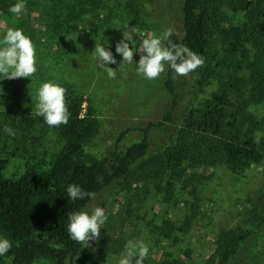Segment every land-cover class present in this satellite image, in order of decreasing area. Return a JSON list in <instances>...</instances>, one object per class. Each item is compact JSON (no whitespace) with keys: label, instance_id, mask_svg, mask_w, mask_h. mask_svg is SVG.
<instances>
[{"label":"rangeland","instance_id":"obj_1","mask_svg":"<svg viewBox=\"0 0 264 264\" xmlns=\"http://www.w3.org/2000/svg\"><path fill=\"white\" fill-rule=\"evenodd\" d=\"M16 2L0 0V40L7 28L22 29L36 45L37 72L31 78L0 77V157L8 160L4 175L16 178L29 165L43 161L49 165L64 145L61 131L25 125L22 119L24 112L35 116L40 86L48 81L58 83L67 90V98L82 97L83 105H91L98 118L97 133L84 145L87 155L109 154L121 132H125L119 142L122 147L140 141L144 129L153 124L147 155L85 209L105 207L108 216L99 241H90L85 249L101 246V264H118L127 241L143 240L149 246L144 264L166 259L216 264L217 258L212 256L221 231L245 229L264 213V162L244 171L230 169L214 158L203 159L202 164L185 160L167 169L163 162L166 151L176 145L191 109L205 105L221 85L249 79L248 65L254 56L249 41L225 39L213 29L209 53L200 54L204 66L187 77L175 73L178 103L173 119L162 122L173 101L165 87L168 66L159 78L148 80L136 72L139 52H134L131 64L121 65L115 45L123 30H134L132 43L137 48L142 39L161 37L169 29L182 36L184 0H151V12L142 9L141 0H25L26 11L14 15L9 8ZM243 2L225 0L222 28L243 25L247 11ZM96 44L110 50L117 63L101 66L93 59ZM107 67L116 71L115 79L108 77ZM250 87L236 86L233 100L238 102L240 94L248 96ZM240 101L244 130L253 129L256 140L261 141L264 101ZM5 126L15 130V136L6 133ZM34 264L53 263L39 258Z\"/></svg>","mask_w":264,"mask_h":264},{"label":"trees","instance_id":"obj_2","mask_svg":"<svg viewBox=\"0 0 264 264\" xmlns=\"http://www.w3.org/2000/svg\"><path fill=\"white\" fill-rule=\"evenodd\" d=\"M243 1L246 20L241 27L230 30L220 25L225 0H184L183 35L173 30L169 37L173 43L205 55L209 53L215 29L225 39L237 37L249 41L254 56L250 57L248 65L249 79L221 85L205 105L190 110L188 120L179 129L176 145L166 151L167 159L163 162L166 169L185 160L202 164L206 158H214L236 171L264 162V138L257 141L253 129L244 130L240 101L245 104L251 100L264 101V0ZM141 6L151 12V0H141ZM242 84H251L249 95L240 94V100L235 102L231 94ZM165 87L173 101L162 122L173 119L178 103L175 72L170 67ZM83 102L82 97L67 98L71 115L68 123L59 127H49L43 117L23 113L25 125L39 124L59 130L65 136L64 145L49 165L44 161L29 165L19 177L8 178L4 175L8 160L0 157V237L12 242L9 252L0 256L1 264L5 260L4 264H34L39 258L50 259L53 264H101V246L86 250L83 244L71 239L67 231L69 215L85 210L93 199L85 197L73 201L67 187L76 184L83 191L97 195L125 178L132 166L149 152V127L153 124L144 129L140 141L122 147L119 142L125 132H121L109 154L90 156L85 154L84 145L97 133L99 121L92 106L85 107ZM151 161L157 164L155 159ZM160 188L169 191L168 187ZM216 258V264H264V213L245 229L222 230L212 256ZM156 264L182 262L166 259Z\"/></svg>","mask_w":264,"mask_h":264},{"label":"clouds","instance_id":"obj_3","mask_svg":"<svg viewBox=\"0 0 264 264\" xmlns=\"http://www.w3.org/2000/svg\"><path fill=\"white\" fill-rule=\"evenodd\" d=\"M26 11L25 0H17L10 6L9 12L19 15ZM173 30L169 29L161 37L142 39L139 47L133 45L134 30H123L122 39L115 45V52L122 56V63L133 62L134 52H139L140 58L136 63V72L148 80H154L165 72V66L170 67L177 76L187 77L199 67H203L205 60L202 56L190 50L183 44L173 43L169 37ZM164 41H168L167 44ZM130 44L132 45L130 47ZM135 47V51L133 48ZM93 59L98 60L101 66L109 63L116 64L117 60L110 50L103 45L96 44L93 50ZM120 65V66H121ZM108 77L116 78L113 68H106ZM37 72V49L31 38L20 28L9 27L3 39L0 40V77L9 80L16 78H31ZM35 115L43 117L49 127H59L67 124L70 111L67 103V90L51 81L44 82L37 92ZM5 132L15 136V130L5 126ZM67 193L71 200L88 197L95 199V193L85 192L79 185L69 184ZM108 219L105 207L94 206L88 210L72 212L69 215L67 231L70 238L89 246L90 241H99L101 229ZM12 242L0 237V256L9 252ZM149 254V246L143 240H129L118 264H144Z\"/></svg>","mask_w":264,"mask_h":264}]
</instances>
